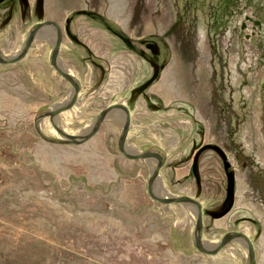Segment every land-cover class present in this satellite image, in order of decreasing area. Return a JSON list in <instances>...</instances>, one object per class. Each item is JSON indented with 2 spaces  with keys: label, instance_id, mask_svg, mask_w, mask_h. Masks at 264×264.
I'll use <instances>...</instances> for the list:
<instances>
[{
  "label": "rangeland",
  "instance_id": "obj_1",
  "mask_svg": "<svg viewBox=\"0 0 264 264\" xmlns=\"http://www.w3.org/2000/svg\"><path fill=\"white\" fill-rule=\"evenodd\" d=\"M43 21L78 88L56 127L77 138L122 104L125 147L149 156L117 151V111L78 145L38 137L37 119L61 141L48 113L72 91L43 30L0 64V264H246L236 242L199 253L190 206L147 195L159 161L152 196L197 201L202 242L241 232L264 264V0H42L40 17L35 0H0L1 55Z\"/></svg>",
  "mask_w": 264,
  "mask_h": 264
},
{
  "label": "water",
  "instance_id": "obj_2",
  "mask_svg": "<svg viewBox=\"0 0 264 264\" xmlns=\"http://www.w3.org/2000/svg\"><path fill=\"white\" fill-rule=\"evenodd\" d=\"M24 2L25 0H21ZM35 7L37 11V16L40 17L42 14V0H35ZM47 28L53 29L55 32V38L53 40V43L50 44L51 52L48 58V63L52 67V69L59 75L63 80H65L72 88L71 95L69 97V100L64 105H56L52 108V110L48 113V121L51 125V127L56 131L58 136L61 138V141H55L52 139H49L41 134L39 129L34 126V130L38 137L47 143L54 144V145H78L83 142H85L87 139H89L98 129L100 123L103 120H106L109 118V115L112 114V112H120L122 122L119 127V137L117 139L116 143V149L117 151L127 160H139V159H145L149 155L146 153H138V154H132L130 152V149L125 147V139L128 133V128L130 124L129 119V112L127 108L122 104H113L111 106L106 107L105 109L101 110L97 117L95 118V121L93 123V126L90 129V132L82 136L81 138H75L71 135L63 133L61 130H59L56 125L53 123V118L68 109L72 107V105L75 102L76 95H77V85L75 84L74 79L69 75L67 72H65L63 69L59 67V64L57 62V52L59 49L60 41H61V33L59 30V27L53 22V21H43L39 22L33 25L31 30L27 33L25 40L23 42L21 50L14 56L11 57H4L0 53V64H10L13 62H16L24 57L26 52L28 51L29 45L32 40H34L39 33H41L43 30H46ZM45 117L44 114L41 115L40 120ZM157 158V156H154ZM159 161V160H158ZM161 165V161H159L158 165L149 173V178L147 181V187H146V193L147 195L157 201L161 204H180L181 206L188 205L191 208L192 215L194 217V223H193V234H192V244L197 249V251L204 255H214L216 254L220 249H222L225 245H227L230 242H236L238 243L245 255H246V264H255V257H254V250L253 246L251 244V241L247 238L246 235H244L241 232H230L227 233L217 244L212 246V248H205L203 247V243L201 241L200 231H201V206L200 204L186 196H169L162 198H157L152 196L151 194V188L153 185V182L158 174V169Z\"/></svg>",
  "mask_w": 264,
  "mask_h": 264
},
{
  "label": "bare ground",
  "instance_id": "obj_3",
  "mask_svg": "<svg viewBox=\"0 0 264 264\" xmlns=\"http://www.w3.org/2000/svg\"><path fill=\"white\" fill-rule=\"evenodd\" d=\"M61 67V66H60ZM69 100V99H68ZM68 100H67V102H68ZM67 102H65V103H62V104H60V105H64V104H66ZM53 123H54V121H53ZM35 126H36V128L37 129H41V126H40V124H39V119H37L36 121H35ZM91 129V127L88 129V130H86L85 132H83L80 136H78L77 138H81L85 133H87L89 130ZM161 157V156H160ZM166 197V195H163V197H162V199H164ZM203 247H205V248H210V247H212V246H209L207 243H203Z\"/></svg>",
  "mask_w": 264,
  "mask_h": 264
}]
</instances>
